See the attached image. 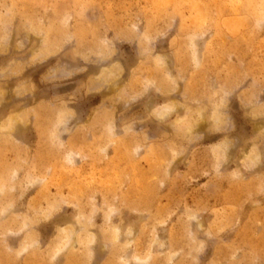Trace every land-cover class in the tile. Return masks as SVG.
I'll return each mask as SVG.
<instances>
[{
  "label": "rangeland",
  "instance_id": "rangeland-1",
  "mask_svg": "<svg viewBox=\"0 0 264 264\" xmlns=\"http://www.w3.org/2000/svg\"><path fill=\"white\" fill-rule=\"evenodd\" d=\"M0 264H264V0H0Z\"/></svg>",
  "mask_w": 264,
  "mask_h": 264
},
{
  "label": "bare ground",
  "instance_id": "bare-ground-1",
  "mask_svg": "<svg viewBox=\"0 0 264 264\" xmlns=\"http://www.w3.org/2000/svg\"><path fill=\"white\" fill-rule=\"evenodd\" d=\"M167 112L166 109L162 110L161 112H159L160 115H164Z\"/></svg>",
  "mask_w": 264,
  "mask_h": 264
}]
</instances>
